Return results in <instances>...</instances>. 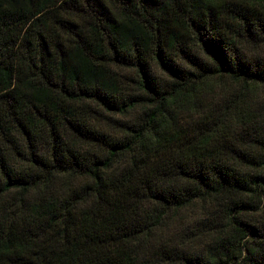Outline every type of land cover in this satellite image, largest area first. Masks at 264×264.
Returning <instances> with one entry per match:
<instances>
[{
	"label": "trees",
	"instance_id": "16d2710c",
	"mask_svg": "<svg viewBox=\"0 0 264 264\" xmlns=\"http://www.w3.org/2000/svg\"><path fill=\"white\" fill-rule=\"evenodd\" d=\"M0 264H264V0H0Z\"/></svg>",
	"mask_w": 264,
	"mask_h": 264
},
{
	"label": "rangeland",
	"instance_id": "374dc122",
	"mask_svg": "<svg viewBox=\"0 0 264 264\" xmlns=\"http://www.w3.org/2000/svg\"><path fill=\"white\" fill-rule=\"evenodd\" d=\"M198 209H202L201 204H197L193 211L197 212Z\"/></svg>",
	"mask_w": 264,
	"mask_h": 264
}]
</instances>
